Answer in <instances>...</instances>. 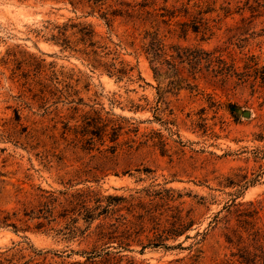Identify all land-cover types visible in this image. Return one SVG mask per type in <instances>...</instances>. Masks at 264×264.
<instances>
[{
    "label": "rangeland",
    "instance_id": "1",
    "mask_svg": "<svg viewBox=\"0 0 264 264\" xmlns=\"http://www.w3.org/2000/svg\"><path fill=\"white\" fill-rule=\"evenodd\" d=\"M72 1L0 0V212L17 227L0 226V264H240L247 233L264 238V0H146L132 15L142 0H107L122 11L110 26ZM63 24L71 48L51 40ZM83 24L121 77L88 65ZM146 31L202 60L155 76Z\"/></svg>",
    "mask_w": 264,
    "mask_h": 264
},
{
    "label": "trees",
    "instance_id": "2",
    "mask_svg": "<svg viewBox=\"0 0 264 264\" xmlns=\"http://www.w3.org/2000/svg\"><path fill=\"white\" fill-rule=\"evenodd\" d=\"M90 1V0H89ZM94 4L98 5V11H100L99 17L103 19L107 26H110L111 18H109V15L116 16L121 15L122 11L120 10H113L111 12H108V10H103L102 6L107 0H92ZM69 3L71 5L73 4L72 0H69ZM128 5V4H127ZM135 6H138V10L134 9ZM133 5V7H130L129 9H125V12L127 15H132V12L142 10L146 4V0H142V2L137 3L136 5ZM130 10V11H128ZM164 10V9H163ZM188 14L187 8L184 9V16ZM164 20L165 16H169L170 18L174 16H179V14H174V11L165 13H160V15ZM180 26L182 32H187L189 29L198 32L199 26L202 25L200 21H194L193 24H189L186 21H176ZM206 23V22H204ZM74 28L75 25L73 24H63V25H55L53 28H51L52 33L50 34L51 40H54L56 42H61L63 48H71V46H75L72 44V41L70 40V37L66 35L67 27ZM54 30H56V33H54ZM78 31L75 34H79L80 38L79 41L84 45V49H78L81 51L84 56L85 60L87 61L88 65L92 67L93 69L102 68L103 71H105L108 75H116L117 78L121 77V74L124 68L125 62L123 60H120L118 63L121 65V67H116L115 63H108L105 61H102L96 52L97 48H100L101 46H96L97 41L94 40L95 32L92 29L90 24H83L80 26ZM148 37V40L144 42L141 46V52L144 54V56L148 59L149 63L152 65V70L155 76H158L159 70L166 66L167 70L170 71L172 74L171 76L177 77V72L179 71L178 64L187 61L188 64H190L191 67H194L200 63L202 60L201 57L194 56L188 53V49L181 48L179 46H167V44L164 42L163 39H161L157 33H149L148 31L145 32V39ZM87 47H92L94 49L87 51ZM198 52L206 54L208 57L206 58V62L208 63V67L211 66V71L214 72L216 75H231L232 73H235V70L232 69L231 65H228L225 60H223L219 56L213 55L211 52H206L203 50H198ZM98 57V58H97ZM255 57L253 55L249 56L247 58L246 65H249L251 61H253ZM248 67V66H247ZM132 68H129V71ZM231 72V73H230ZM255 73L261 78L262 82L264 83V66L259 68H255ZM178 80V79H177ZM171 83H174L173 81ZM177 88V87H176ZM179 86L177 89H180ZM191 88V87H189ZM230 110L234 111L236 109L235 105H229ZM3 212H0V226H11L14 229H16L15 223H7L9 220L8 214H2ZM250 217L249 215H247ZM217 217V216H215ZM186 226L181 223L178 226L171 227L169 229H166L163 231L166 235L164 239L166 238H172L176 237L180 234H182L183 230H185ZM17 230V229H16ZM249 242L244 246V248L238 253V262L240 264H264V238L262 235H260L257 231H249L247 233ZM159 238H163L162 234L158 235ZM241 239V236L239 237ZM227 241L229 243H232V240L230 237H227ZM161 242V241H160ZM153 246H159L158 244L163 243H149ZM167 247V246H166ZM235 255V254H234ZM226 264H233L231 262H227Z\"/></svg>",
    "mask_w": 264,
    "mask_h": 264
},
{
    "label": "water",
    "instance_id": "3",
    "mask_svg": "<svg viewBox=\"0 0 264 264\" xmlns=\"http://www.w3.org/2000/svg\"><path fill=\"white\" fill-rule=\"evenodd\" d=\"M242 114L244 115V116H249L250 115V112L249 111H242Z\"/></svg>",
    "mask_w": 264,
    "mask_h": 264
}]
</instances>
